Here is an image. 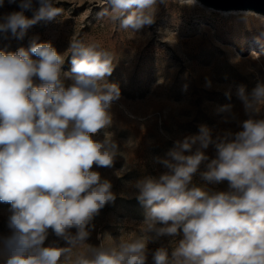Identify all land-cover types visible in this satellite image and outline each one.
Masks as SVG:
<instances>
[{
	"label": "clouds",
	"instance_id": "clouds-1",
	"mask_svg": "<svg viewBox=\"0 0 264 264\" xmlns=\"http://www.w3.org/2000/svg\"><path fill=\"white\" fill-rule=\"evenodd\" d=\"M36 2L31 19L24 11L33 0H20L21 11L0 16V34L23 38L30 26L63 13L54 6L60 0ZM157 3L103 0L98 16L135 34L154 23ZM68 54L71 68L64 72L65 55L51 42L34 39L28 49L0 50V202L11 206L0 264H147L148 243L163 236L181 238L171 253L157 248L154 264H264V119L254 118L264 109V83L251 93L238 89L252 114L241 131L214 139L202 125L198 135L175 141L166 158H157L167 171L135 183L145 208L137 234L107 244L104 237L97 247L87 243L90 226L116 197L92 169L112 167L118 145L109 134L95 137L112 124L120 89L106 80L114 57L99 44L74 38ZM209 145L216 149L211 160L204 151ZM205 161L201 179L228 181L230 191L209 193L193 184ZM49 229L67 246H44Z\"/></svg>",
	"mask_w": 264,
	"mask_h": 264
},
{
	"label": "rangeland",
	"instance_id": "rangeland-1",
	"mask_svg": "<svg viewBox=\"0 0 264 264\" xmlns=\"http://www.w3.org/2000/svg\"><path fill=\"white\" fill-rule=\"evenodd\" d=\"M102 4L103 0H60L54 6L63 13L38 21L23 38L10 32L0 34V50L5 52L28 49L34 39L51 42L65 55L64 72L71 68L68 52L74 38L96 42L114 57L113 72L106 80L118 85L120 98L111 108L112 124L95 138L103 140L109 134L118 145V154L112 167L94 165L92 170L111 183L116 198L94 217V227L90 226L87 243L97 247L104 237L107 244L111 238L127 240L137 234L145 208L136 199L135 183L167 171L157 158H166L175 141L198 135L202 125L211 129L214 139L241 131L242 122L252 114L245 111L238 89L243 86L251 93L258 83H264L263 14L213 8L199 0L192 5L158 0L154 23L133 34L102 20L98 16ZM19 5L20 0H3L0 16L21 11ZM39 7L33 0L24 15L33 18ZM35 83L40 81L35 79ZM254 118L264 119V109ZM204 151L209 160L216 157L213 145ZM207 163L200 165L193 184L209 193L230 191L228 181L214 184L201 179ZM10 207L0 202V236L10 234ZM180 238L163 236L150 241L147 264H154L152 253L157 248L165 247L171 253ZM49 245L64 247L67 242L49 229L44 246ZM83 251L81 247L74 253Z\"/></svg>",
	"mask_w": 264,
	"mask_h": 264
},
{
	"label": "water",
	"instance_id": "water-1",
	"mask_svg": "<svg viewBox=\"0 0 264 264\" xmlns=\"http://www.w3.org/2000/svg\"><path fill=\"white\" fill-rule=\"evenodd\" d=\"M203 5L223 10H249L264 15V0H199Z\"/></svg>",
	"mask_w": 264,
	"mask_h": 264
}]
</instances>
